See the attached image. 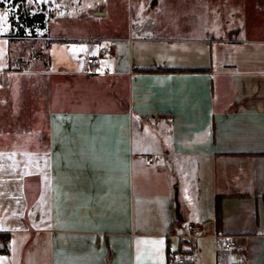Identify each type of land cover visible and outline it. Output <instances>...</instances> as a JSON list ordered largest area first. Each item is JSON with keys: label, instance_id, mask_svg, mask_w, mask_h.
Returning a JSON list of instances; mask_svg holds the SVG:
<instances>
[{"label": "crops", "instance_id": "0c3cea01", "mask_svg": "<svg viewBox=\"0 0 264 264\" xmlns=\"http://www.w3.org/2000/svg\"><path fill=\"white\" fill-rule=\"evenodd\" d=\"M227 3L134 0L24 70L0 7V264H264V20Z\"/></svg>", "mask_w": 264, "mask_h": 264}, {"label": "rangeland", "instance_id": "374dc122", "mask_svg": "<svg viewBox=\"0 0 264 264\" xmlns=\"http://www.w3.org/2000/svg\"><path fill=\"white\" fill-rule=\"evenodd\" d=\"M8 8L14 23L15 40L20 41L19 52L13 55L12 65L16 70L49 65L48 47L52 41H60L62 36L92 37L109 36L129 26L134 0H0ZM146 2L148 10L157 0ZM192 0H176V8L161 7L160 11H176V21H187L189 4ZM205 1V0H202ZM226 0H209L214 16L225 11L221 7ZM230 1V2H229ZM245 3V21L248 27L264 20V0H227L228 5ZM107 11V12H106ZM36 13L44 16L42 23L28 24ZM103 13V14H99ZM161 13V12H160ZM181 18V19H180ZM7 18L0 12V29H4ZM21 36V37H16ZM88 40H93L88 39ZM176 204V201H175Z\"/></svg>", "mask_w": 264, "mask_h": 264}, {"label": "built area", "instance_id": "2783aa9c", "mask_svg": "<svg viewBox=\"0 0 264 264\" xmlns=\"http://www.w3.org/2000/svg\"><path fill=\"white\" fill-rule=\"evenodd\" d=\"M111 56L110 50L107 48L102 49L99 54H92L88 57L86 61V71L93 72V71H103L108 72L110 69V64L105 61L106 58ZM195 230V226L192 224L188 225L187 228V235H191ZM226 247H231V243L226 242ZM170 257L174 260H178L179 262H184L185 260L181 257L180 253L175 249H171L169 253Z\"/></svg>", "mask_w": 264, "mask_h": 264}, {"label": "trees", "instance_id": "16d2710c", "mask_svg": "<svg viewBox=\"0 0 264 264\" xmlns=\"http://www.w3.org/2000/svg\"><path fill=\"white\" fill-rule=\"evenodd\" d=\"M3 6H5V4L0 1V7H3ZM43 20H44V16L41 13H36L35 15H33L30 18V21L28 22V24H32L33 22L42 23ZM10 22L12 24V35L15 38V34L13 32L14 23H13V20H12L11 16H10ZM16 37H21V36H16ZM9 238H10V234L9 233H0V243H1V241H3L4 244L7 243L9 241ZM3 250H6V248H4Z\"/></svg>", "mask_w": 264, "mask_h": 264}, {"label": "water", "instance_id": "95a60500", "mask_svg": "<svg viewBox=\"0 0 264 264\" xmlns=\"http://www.w3.org/2000/svg\"><path fill=\"white\" fill-rule=\"evenodd\" d=\"M99 14H103V13H99ZM176 213L178 215V218L182 219V215L180 213V202L178 200V197H176Z\"/></svg>", "mask_w": 264, "mask_h": 264}]
</instances>
